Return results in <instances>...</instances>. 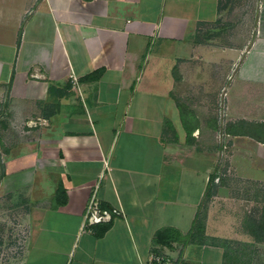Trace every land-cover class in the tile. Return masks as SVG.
<instances>
[{
	"label": "crops",
	"instance_id": "1",
	"mask_svg": "<svg viewBox=\"0 0 264 264\" xmlns=\"http://www.w3.org/2000/svg\"><path fill=\"white\" fill-rule=\"evenodd\" d=\"M227 163L264 182V0H0V264H224Z\"/></svg>",
	"mask_w": 264,
	"mask_h": 264
},
{
	"label": "rangeland",
	"instance_id": "2",
	"mask_svg": "<svg viewBox=\"0 0 264 264\" xmlns=\"http://www.w3.org/2000/svg\"><path fill=\"white\" fill-rule=\"evenodd\" d=\"M228 163L220 164V170L230 174L217 185L220 189L225 187L222 189L227 194L204 203L201 224L211 209H216L218 232L214 239L225 251L224 264H264V237L259 240L250 232L252 219L264 229V182L239 178ZM12 209L15 211L5 213L9 216L6 224L0 220V262L18 259L31 236L32 228L20 217L18 208Z\"/></svg>",
	"mask_w": 264,
	"mask_h": 264
},
{
	"label": "built area",
	"instance_id": "3",
	"mask_svg": "<svg viewBox=\"0 0 264 264\" xmlns=\"http://www.w3.org/2000/svg\"><path fill=\"white\" fill-rule=\"evenodd\" d=\"M72 80L77 82L75 77H72ZM86 218L89 224H94L96 220L102 219L101 211L96 204L95 197L89 203ZM143 264H184V262L167 254L152 253Z\"/></svg>",
	"mask_w": 264,
	"mask_h": 264
},
{
	"label": "trees",
	"instance_id": "4",
	"mask_svg": "<svg viewBox=\"0 0 264 264\" xmlns=\"http://www.w3.org/2000/svg\"><path fill=\"white\" fill-rule=\"evenodd\" d=\"M91 77H93V75H90L88 78H91ZM213 182H214V178L211 179V183H213ZM213 196H216L215 190L212 191V192L210 191V193L208 192V197L209 198H211ZM252 221H253V224L251 226L250 232L252 234H255L257 236V238L259 240H261L264 237V229L259 225V222H257L255 219L254 220L252 219ZM203 232H204V226L203 225L202 226H198L196 234L188 235V241H190V240L193 241V239L195 237H197V236L199 237L201 235V233H203ZM169 233H172V232L170 231ZM157 241H158V243H162L164 245L170 246V242H175L176 239L174 237H171V234H168L164 238H162L161 236L158 237Z\"/></svg>",
	"mask_w": 264,
	"mask_h": 264
}]
</instances>
